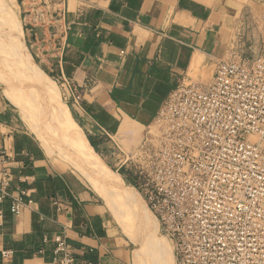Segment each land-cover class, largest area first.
<instances>
[{
    "label": "crops",
    "instance_id": "1",
    "mask_svg": "<svg viewBox=\"0 0 264 264\" xmlns=\"http://www.w3.org/2000/svg\"><path fill=\"white\" fill-rule=\"evenodd\" d=\"M15 2L23 30L31 31L26 40L44 54L37 65L27 47L32 62L63 85L71 120L126 183L119 169L155 127L168 95L184 81L209 83L215 61L242 52L240 34L264 13V0ZM39 14L57 17L51 41L35 33ZM0 150L11 173L8 192L23 202L15 215L11 197L0 201V264H55L57 234L79 261L134 264L131 239L110 222L81 166L59 159L1 87Z\"/></svg>",
    "mask_w": 264,
    "mask_h": 264
},
{
    "label": "built area",
    "instance_id": "2",
    "mask_svg": "<svg viewBox=\"0 0 264 264\" xmlns=\"http://www.w3.org/2000/svg\"><path fill=\"white\" fill-rule=\"evenodd\" d=\"M56 19L35 17L41 40L51 41ZM257 21L264 23V13ZM259 33L256 52L246 56L232 51L217 59L209 83L181 82L137 149L145 166L134 182H188V264H264V24ZM10 180L0 150V201L11 197L10 211L17 215L23 202L8 192ZM177 234L170 239L175 262L181 264ZM53 240L55 264H91L77 260L61 235Z\"/></svg>",
    "mask_w": 264,
    "mask_h": 264
},
{
    "label": "rangeland",
    "instance_id": "3",
    "mask_svg": "<svg viewBox=\"0 0 264 264\" xmlns=\"http://www.w3.org/2000/svg\"><path fill=\"white\" fill-rule=\"evenodd\" d=\"M23 23L24 18L20 16L15 0H0V87L4 93L19 109L23 120L59 159L73 162L74 167H76L74 163L81 166L80 169L92 182L93 188L102 195L101 197L98 193L103 205L107 207L110 222L123 234L130 235L131 238L128 237L132 239L133 258L136 253L139 264H176L173 257L175 247L170 239L174 233H178L175 237L180 241L177 248L181 253V264H188V225L191 222L186 211L190 200L188 182L161 179L134 182V175L137 176L139 170L145 166V163L139 160L137 151L132 160L119 169L131 183H126L123 178L122 182L116 171L104 172L107 178L121 182L123 189L131 193L141 206L145 204L147 208L149 207L156 220L162 219V222L157 220L152 226V232L163 243L159 252L153 253L143 242L144 227L139 220L138 211L125 202L117 190L110 187L90 168L89 170L73 147L71 131L65 126L59 114L62 110L68 112L65 106L68 100L64 87L61 83L48 79L46 75H40L41 70L37 68V62L44 54L26 40L27 34L25 28L24 30L22 28ZM263 24L259 21L249 23L245 27L246 30L240 34L239 43L245 45L241 52L243 55L251 56L256 52L260 39L259 28L262 29ZM248 32L252 34L251 39L247 37ZM27 47L35 53L34 61L37 65L32 62ZM52 52L55 53L56 49L54 48ZM138 183L140 188L137 186Z\"/></svg>",
    "mask_w": 264,
    "mask_h": 264
},
{
    "label": "bare ground",
    "instance_id": "4",
    "mask_svg": "<svg viewBox=\"0 0 264 264\" xmlns=\"http://www.w3.org/2000/svg\"><path fill=\"white\" fill-rule=\"evenodd\" d=\"M40 73V75H44L42 71H40ZM59 114L61 115L60 117L64 121L65 126L68 127L71 131L70 139L72 145L76 149V152L81 157V159H83V162L87 165L88 168H90L94 173H96L97 176L105 180L110 187L117 190L122 196V198L125 200V202H128V204H130L136 211H138L139 220L142 226L144 227L143 242L145 243V247L149 246L153 253L159 252L163 243L162 240L152 232V226L157 222L153 214L150 212V210L146 207L145 204H142L141 206V203H139L135 199V197L131 195V193L124 190L121 185V182L111 180L107 178V176H105L104 172L105 170H107V167L95 155V153H93L84 136L81 134L79 128L71 120L69 112L62 110ZM128 236L130 237V235ZM134 264H139L137 262L136 253L134 255Z\"/></svg>",
    "mask_w": 264,
    "mask_h": 264
},
{
    "label": "water",
    "instance_id": "5",
    "mask_svg": "<svg viewBox=\"0 0 264 264\" xmlns=\"http://www.w3.org/2000/svg\"><path fill=\"white\" fill-rule=\"evenodd\" d=\"M35 31H36V34H37L38 38L42 39L43 38L42 29L38 28Z\"/></svg>",
    "mask_w": 264,
    "mask_h": 264
},
{
    "label": "trees",
    "instance_id": "6",
    "mask_svg": "<svg viewBox=\"0 0 264 264\" xmlns=\"http://www.w3.org/2000/svg\"><path fill=\"white\" fill-rule=\"evenodd\" d=\"M126 180H127V182H130V183H131V181H129V179L126 178ZM172 255H173V253H172ZM173 257H174V255H173ZM174 259H175V258H174ZM177 260H178V257H177Z\"/></svg>",
    "mask_w": 264,
    "mask_h": 264
}]
</instances>
